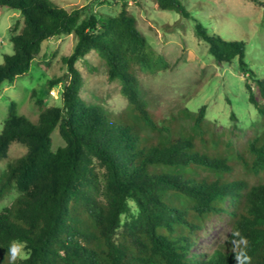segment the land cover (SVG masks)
I'll use <instances>...</instances> for the list:
<instances>
[{"label": "trees", "instance_id": "obj_1", "mask_svg": "<svg viewBox=\"0 0 264 264\" xmlns=\"http://www.w3.org/2000/svg\"><path fill=\"white\" fill-rule=\"evenodd\" d=\"M156 1L161 9L193 19L195 35L219 63L238 60L254 84L246 82L249 100L264 115V77L246 62V41L210 32L182 0ZM250 1L264 14V0ZM0 6L24 20L11 37L13 52L0 63V89L29 72L45 40L77 36L64 58L70 79L61 106L43 109L34 122L19 115L15 101L9 103L0 160L13 142L27 151L0 175V200L18 192L0 211V248L7 251L12 240L24 241L29 257L17 264H236L232 241L239 240L238 232L247 241L240 245L250 257L247 264H264V132L247 141V157L237 154L250 173L225 181L219 173L236 172L231 157L199 149L184 133L173 137L166 120L160 122L142 97L137 66L156 70L170 64L138 28L126 3L117 14L87 12L85 6L67 10L51 0H0ZM92 50L104 58L109 78L120 80L128 99L116 116L80 95L83 79L76 62ZM129 110L147 130L169 140L143 141ZM193 120L207 133L205 107ZM57 127L64 145L55 150L51 133ZM222 213L230 219L228 237L211 253L197 249L208 219Z\"/></svg>", "mask_w": 264, "mask_h": 264}, {"label": "rangeland", "instance_id": "obj_2", "mask_svg": "<svg viewBox=\"0 0 264 264\" xmlns=\"http://www.w3.org/2000/svg\"><path fill=\"white\" fill-rule=\"evenodd\" d=\"M51 1L67 10L85 6L87 12L105 14H117L123 2L126 3L127 10L136 17L138 28L170 64L166 69L156 70L137 66L141 95L150 110L160 122L166 120L165 125L171 127L173 137L184 133L194 139L199 149L231 157L236 172L227 176L219 173L223 180L235 179L238 174L246 177L250 173L237 154L247 157V141L264 132V115L249 100L246 82L249 80L252 84L253 81L241 70L237 59L231 63H219L209 53L207 43L195 35L193 19L159 8L156 0ZM182 1L210 32L227 39L246 41L245 60L257 77H264V14L261 5L250 0ZM23 25L24 20L18 11L0 6V63L4 61V54L13 52L11 37L19 33ZM76 42L74 33L45 40L29 72L17 76L12 83L3 84L0 89V132L8 118L10 101L16 102L19 115L34 122L38 121L43 109L62 105L63 90L70 79L64 58L73 52ZM76 67L83 79L80 95L88 104L100 105L114 116L127 108L128 99L122 93V83L119 79L109 78L107 63L96 51L92 50L78 60ZM253 90L257 92L256 88ZM202 107H205L203 128L207 133L193 126V116ZM126 114L137 124V132L143 141L169 140L165 133L147 130L132 110ZM51 137L55 150L64 145L58 127L52 131ZM26 151V146L13 142L8 156L0 160V175L8 162ZM250 181L254 182L255 178L250 177ZM17 196L18 192L13 189L0 200V211L11 205ZM132 209L135 211L134 205ZM230 231V219L225 213L212 216L197 249L211 253ZM6 253L0 248V264L9 262Z\"/></svg>", "mask_w": 264, "mask_h": 264}, {"label": "clouds", "instance_id": "obj_3", "mask_svg": "<svg viewBox=\"0 0 264 264\" xmlns=\"http://www.w3.org/2000/svg\"><path fill=\"white\" fill-rule=\"evenodd\" d=\"M239 236V240H233V253L235 254L236 264H247L250 257L247 256L246 252L240 248V245H246L247 241L243 236L237 232L234 234ZM6 257L9 264H17L18 261H25L29 257V253L26 250V244L24 241L12 240L9 247L7 248Z\"/></svg>", "mask_w": 264, "mask_h": 264}]
</instances>
